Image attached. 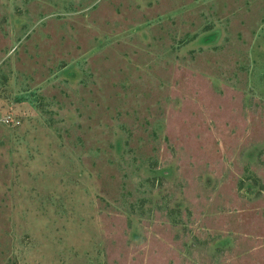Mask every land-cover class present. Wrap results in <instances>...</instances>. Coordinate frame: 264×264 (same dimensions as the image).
Returning a JSON list of instances; mask_svg holds the SVG:
<instances>
[{
  "label": "rangeland",
  "instance_id": "obj_1",
  "mask_svg": "<svg viewBox=\"0 0 264 264\" xmlns=\"http://www.w3.org/2000/svg\"><path fill=\"white\" fill-rule=\"evenodd\" d=\"M0 264H264V0H0Z\"/></svg>",
  "mask_w": 264,
  "mask_h": 264
}]
</instances>
